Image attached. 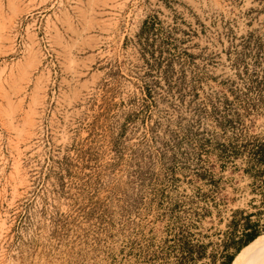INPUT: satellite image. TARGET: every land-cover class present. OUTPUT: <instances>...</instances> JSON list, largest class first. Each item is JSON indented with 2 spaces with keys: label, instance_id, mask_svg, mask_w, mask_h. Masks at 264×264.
I'll return each mask as SVG.
<instances>
[{
  "label": "rangeland",
  "instance_id": "obj_1",
  "mask_svg": "<svg viewBox=\"0 0 264 264\" xmlns=\"http://www.w3.org/2000/svg\"><path fill=\"white\" fill-rule=\"evenodd\" d=\"M260 142L264 0H0V264H221Z\"/></svg>",
  "mask_w": 264,
  "mask_h": 264
},
{
  "label": "trees",
  "instance_id": "obj_2",
  "mask_svg": "<svg viewBox=\"0 0 264 264\" xmlns=\"http://www.w3.org/2000/svg\"><path fill=\"white\" fill-rule=\"evenodd\" d=\"M148 26V21L146 20L144 22V27ZM257 158L260 157V161L264 160V142H260L257 145V150H256ZM246 234L242 240H239V242H236L233 240L232 245L235 247V251L231 254L226 253L224 256V260L222 261L221 264H231L233 261L234 257L236 254L242 250L246 245H248L250 242H252L254 239H256L258 236L262 234L263 231L258 230L255 227V224H246ZM226 251H229V246L227 245L225 247Z\"/></svg>",
  "mask_w": 264,
  "mask_h": 264
},
{
  "label": "bare ground",
  "instance_id": "obj_3",
  "mask_svg": "<svg viewBox=\"0 0 264 264\" xmlns=\"http://www.w3.org/2000/svg\"><path fill=\"white\" fill-rule=\"evenodd\" d=\"M264 251V235L258 236L250 244H248L234 259L232 264H246L248 255H258Z\"/></svg>",
  "mask_w": 264,
  "mask_h": 264
}]
</instances>
